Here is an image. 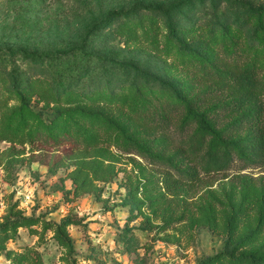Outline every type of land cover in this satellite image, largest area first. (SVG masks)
<instances>
[{
	"label": "rangeland",
	"instance_id": "374dc122",
	"mask_svg": "<svg viewBox=\"0 0 264 264\" xmlns=\"http://www.w3.org/2000/svg\"><path fill=\"white\" fill-rule=\"evenodd\" d=\"M258 8L264 0H0V264H201L259 223L240 249L263 254V161L171 193L170 165L112 140L49 135L75 109L106 105L100 94H133L132 77L158 87L143 72L183 81L168 21L202 50L225 26L248 38Z\"/></svg>",
	"mask_w": 264,
	"mask_h": 264
},
{
	"label": "trees",
	"instance_id": "16d2710c",
	"mask_svg": "<svg viewBox=\"0 0 264 264\" xmlns=\"http://www.w3.org/2000/svg\"><path fill=\"white\" fill-rule=\"evenodd\" d=\"M252 16L255 24L248 38L225 26L222 36L202 50L188 45L178 25L168 21V32L184 53L183 81L143 72V81H155L158 87L141 88L132 77L133 94H100L106 105L75 109L77 115L68 118L66 128L49 135L62 133L93 145L112 140L124 152L170 165L176 173L168 171L164 182L171 193L195 182L201 173L228 170L237 160L242 168L264 162V8ZM109 103H114L115 112ZM169 144L172 153H166ZM244 187L252 186L245 182ZM260 196L264 200V189ZM261 227L259 223L232 249L201 264H264V253L240 249L256 240ZM231 235L236 238L233 231Z\"/></svg>",
	"mask_w": 264,
	"mask_h": 264
}]
</instances>
